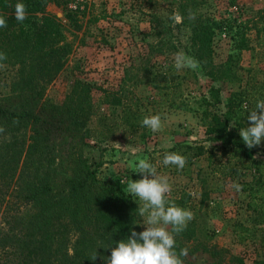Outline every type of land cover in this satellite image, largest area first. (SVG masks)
I'll use <instances>...</instances> for the list:
<instances>
[{
  "label": "trees",
  "instance_id": "1",
  "mask_svg": "<svg viewBox=\"0 0 264 264\" xmlns=\"http://www.w3.org/2000/svg\"><path fill=\"white\" fill-rule=\"evenodd\" d=\"M189 1L187 13L195 14L192 47L209 54L215 29L223 27L219 21L202 19L196 11L197 0ZM17 3L26 6L23 22L15 19ZM48 4L61 7L73 31L84 25L83 0H0V16L7 22V27L0 28V53L7 59L0 63L13 68L10 92L0 96V127L5 130L0 133V264H105L111 249L127 239L130 229L140 232L144 227L138 201L125 195L117 182L100 179L85 155L92 90L103 92L105 104L122 107L121 117L130 129L141 126L137 118L142 112L122 101L129 91L126 78L117 89H105L76 77L61 102L45 97L46 86L63 70L72 49L60 20L46 11ZM152 18L157 32L160 26L172 28L158 16ZM94 21L87 19L85 25ZM236 42L239 49L246 47L243 35ZM149 62L143 58L138 69L149 72ZM208 75L212 80L223 79L227 71L216 68ZM173 76L170 73V80ZM161 77L165 78L163 88L170 86L169 79ZM208 92L209 98L203 96L199 105H203L206 121L204 140L213 143L211 150L202 142H176L168 151L179 152L190 162L219 150L224 157L219 165L223 176L251 173V180H241L240 185L248 192L247 206L260 211L264 159L255 157V149H248L239 135L241 99L229 96L225 110L218 111L222 103L219 87L212 85ZM189 197L184 191L169 200L188 209ZM211 238L200 217L194 215L186 230L175 236L176 251L187 248L188 255L201 251L213 259L212 264H225L227 250L211 243ZM96 251L98 258L93 262L90 259ZM227 262L245 264L237 255Z\"/></svg>",
  "mask_w": 264,
  "mask_h": 264
},
{
  "label": "rangeland",
  "instance_id": "2",
  "mask_svg": "<svg viewBox=\"0 0 264 264\" xmlns=\"http://www.w3.org/2000/svg\"><path fill=\"white\" fill-rule=\"evenodd\" d=\"M197 3L196 11L202 19L219 21L223 27L215 29L209 54L195 52L192 47L189 0H83L84 25L79 31L71 29L61 7L48 4L46 11L60 20L72 49L63 70L46 86L45 97L61 102L76 77L105 89H117L121 79L126 78L129 91L122 101L139 108L140 125L145 116L159 114L164 126L156 133L142 125L136 130L128 128L121 117L122 107L105 104L103 92L94 88L84 152L98 177L117 182L123 193L130 196L129 181L142 178L133 171L134 166L140 159H147L157 167L158 174L169 178V197L189 193L187 210L200 217L212 234L211 243L227 250L225 264L232 255L243 257L245 264H264V203L256 200L258 206L261 203L260 211L248 207V192H237L232 186L251 180L249 171L236 177L223 176L219 165L224 157L217 149L214 155L207 152L194 157L183 170L162 164L164 154L176 142H202L211 150L213 143L204 140L206 121L201 113L203 105H199L203 96L209 98L210 86L220 89L222 103L217 105L218 111L225 110L229 96L241 99L242 129L249 125L247 116L257 100H264V0ZM173 15L180 19H171ZM152 16H158L161 23L166 21L172 28L163 30L160 26L157 32L152 27ZM93 18L96 21L85 25L87 19ZM242 35L246 47L239 49L236 41ZM178 52L197 60L199 68L177 71L173 63ZM145 57L150 59L146 73L138 69ZM3 65L0 96L10 92L13 78V68ZM216 68L225 69L227 75L212 80L208 71ZM170 73L175 74L171 80ZM161 75L170 81L167 88H163L165 78ZM254 149L255 157L264 159V141ZM145 223L146 218L141 217L144 228ZM212 263L213 259L201 251L187 255L183 261Z\"/></svg>",
  "mask_w": 264,
  "mask_h": 264
},
{
  "label": "clouds",
  "instance_id": "3",
  "mask_svg": "<svg viewBox=\"0 0 264 264\" xmlns=\"http://www.w3.org/2000/svg\"><path fill=\"white\" fill-rule=\"evenodd\" d=\"M179 20L177 15L170 17ZM190 19H195V14H189ZM15 19L23 22L27 19L26 6L23 3L15 5ZM7 27L6 19L0 16V28ZM4 53H0V61L6 60ZM5 67L0 63V68ZM173 67L179 71L184 68L196 70L199 62L182 52L175 54ZM249 125L240 129L239 135L248 149L260 146L264 141V100H257L255 108L247 116ZM142 127L150 129L153 133L163 128L162 117L159 114L145 116L141 121ZM5 130L0 127V133ZM187 158L179 153L169 152L163 156L162 164L175 166L183 170ZM134 172L142 176L138 180H130L127 185V193L139 201L138 214L146 218L145 228L137 232L130 229L127 239L120 240L111 249L110 257L105 264H183L181 257L188 255V249L182 248L176 251L175 236L186 230L188 223L194 218L191 210L177 206L169 200L172 185L169 178L160 175L157 167L147 159H140L134 166ZM151 177V178H150ZM233 188L240 192L242 185L234 183ZM194 195V193H192ZM98 258L97 251L91 256V261Z\"/></svg>",
  "mask_w": 264,
  "mask_h": 264
}]
</instances>
